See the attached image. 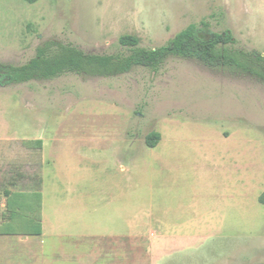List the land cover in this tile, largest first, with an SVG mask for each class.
<instances>
[{
    "label": "rangeland",
    "instance_id": "374dc122",
    "mask_svg": "<svg viewBox=\"0 0 264 264\" xmlns=\"http://www.w3.org/2000/svg\"><path fill=\"white\" fill-rule=\"evenodd\" d=\"M204 23L264 57V0H0V62L48 44L117 54L124 35L155 49ZM251 60L250 72L172 57L157 72L0 87V222L5 191L37 189L10 184L4 163L37 177L42 146L25 142L46 132L62 182L54 192L48 171L49 264H264V62Z\"/></svg>",
    "mask_w": 264,
    "mask_h": 264
},
{
    "label": "trees",
    "instance_id": "16d2710c",
    "mask_svg": "<svg viewBox=\"0 0 264 264\" xmlns=\"http://www.w3.org/2000/svg\"><path fill=\"white\" fill-rule=\"evenodd\" d=\"M190 25L175 35L167 44L149 49L142 47L139 38L121 36L118 45L121 52L112 55L86 54L76 47L55 44L37 49L28 63L16 66L0 62V87L21 85L33 81L56 79L66 74L91 77H113L131 72L137 67L157 72L172 57L196 60L211 68H232L250 72V62H264V57L236 50L237 43L231 32L209 33ZM161 134L148 135L146 144L156 148ZM26 145L42 146L41 140L27 141ZM22 175L14 178L15 184ZM5 212L0 222V235L37 236L42 234V194L40 192L5 191Z\"/></svg>",
    "mask_w": 264,
    "mask_h": 264
},
{
    "label": "crops",
    "instance_id": "0c3cea01",
    "mask_svg": "<svg viewBox=\"0 0 264 264\" xmlns=\"http://www.w3.org/2000/svg\"><path fill=\"white\" fill-rule=\"evenodd\" d=\"M53 138H50L46 132L40 134L37 137V140L42 141V147H41V153H39V156L37 158L36 168L38 169V175L37 177H26V175H22V178L25 182H31L33 180H37V189L35 190H30L27 192H40L42 194V225H43V230L41 235L37 236H26V235H0V264H46V262L49 264L48 257L51 255L49 252H52L55 250L54 245H49L44 242L45 236V197L46 196V186H47V177L48 171L51 170L53 171V179H54V192L58 190V185L62 184L60 182V176L59 172L56 168V162L59 157V150L55 147V141L52 140ZM1 141L2 138H1ZM5 144L7 155H10L9 158L12 159L13 155V149H14V139L10 137H6L5 139ZM35 145V144H33ZM38 146V145H36ZM158 146V145H157ZM155 149V148H151ZM86 158H82L80 162L82 163L85 161ZM92 162V159H88L86 162ZM55 163V164H54ZM5 164V169L9 171L10 175V184L15 185L14 182V164L12 162H7ZM50 167H53L50 169ZM83 167V164H79L77 169H81ZM34 169V168H33ZM20 175V174H18ZM56 190V191H55ZM15 192V191H13ZM6 198V197H5ZM6 207V200L4 201ZM5 212V211H4ZM155 233H161L159 231H153ZM111 238V237H109ZM113 239V238H111ZM117 239V238H116ZM83 240V239H82ZM81 239L79 240L80 242L82 241ZM96 252L91 253L90 257L93 260ZM107 258H114L115 259V254L112 252L111 249L107 251L106 256ZM124 257V254H123ZM98 258L93 260V263L97 261ZM124 260V259H123ZM107 263V262H106Z\"/></svg>",
    "mask_w": 264,
    "mask_h": 264
}]
</instances>
